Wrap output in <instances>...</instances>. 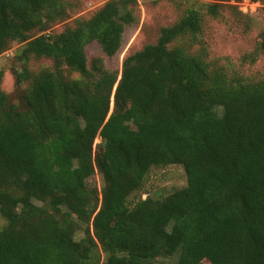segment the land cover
<instances>
[{
  "label": "trees",
  "instance_id": "trees-1",
  "mask_svg": "<svg viewBox=\"0 0 264 264\" xmlns=\"http://www.w3.org/2000/svg\"><path fill=\"white\" fill-rule=\"evenodd\" d=\"M135 2L53 33L65 0H0V54L23 43L15 84L28 83L18 104L0 88V264H264V78L227 77L192 50L201 11L218 17L219 3L190 6L108 68ZM93 42L102 56L88 61ZM259 53L264 24L246 59ZM31 58L53 66L32 73ZM172 164L184 187L136 197L152 167Z\"/></svg>",
  "mask_w": 264,
  "mask_h": 264
},
{
  "label": "rangeland",
  "instance_id": "rangeland-1",
  "mask_svg": "<svg viewBox=\"0 0 264 264\" xmlns=\"http://www.w3.org/2000/svg\"><path fill=\"white\" fill-rule=\"evenodd\" d=\"M68 5L67 17L54 23L49 31L57 33L66 27L73 26L77 19H86L98 8L109 0H65ZM219 3L221 5L219 16L212 17L201 11L200 42L192 48L197 53L201 47L205 48L207 59L216 68H220L227 77L234 76L244 80H259L264 78V54H256V59L250 62L246 59L260 40L263 29L264 0H136L134 14L135 24L128 26L123 34V43L119 52L105 59V64L110 69H120L122 60L129 54L140 50L147 44L154 43L162 27L173 24L185 12L194 5ZM23 43L13 41L7 50L0 54V88L8 95L9 100L18 104L20 92L27 88L28 83L20 86L15 84L14 71L21 65L16 62L15 55ZM88 61L96 56H102L97 43L93 42L85 47ZM53 61L45 58H31L27 67L35 73L43 67H51ZM64 69L68 67L63 65ZM127 105L122 104L121 109ZM114 110L111 102L109 114ZM99 138L94 142V157L98 156ZM186 185V175L182 166L177 164L152 167L146 175L143 188L137 192L136 197L147 196L163 198L175 189ZM89 189L100 191L102 180L96 172L87 181ZM60 202L57 207H61ZM2 220L0 219V225ZM82 236L81 231L76 232V238ZM174 256H161L156 258L155 264H169ZM201 264H209L204 261Z\"/></svg>",
  "mask_w": 264,
  "mask_h": 264
}]
</instances>
